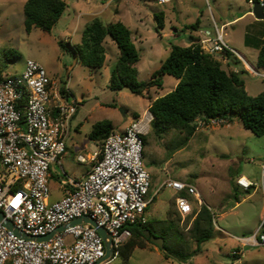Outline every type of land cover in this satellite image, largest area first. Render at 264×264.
Masks as SVG:
<instances>
[{"label":"rangeland","instance_id":"obj_1","mask_svg":"<svg viewBox=\"0 0 264 264\" xmlns=\"http://www.w3.org/2000/svg\"><path fill=\"white\" fill-rule=\"evenodd\" d=\"M26 1L0 0V79L21 75L26 62L34 60L59 87L68 84L70 99L78 102L65 154L51 165L52 201L66 195L60 189V181L66 178L63 169L67 176L76 178L89 167L76 161L77 154L87 158L99 151V143L89 138L96 123L109 121L114 131L121 133L143 117L152 98L168 94L178 82L165 76L162 88L150 90L147 97L136 96L128 89L113 91L109 88L110 69L119 49L110 38L105 42L107 58L100 69L83 66L72 51L60 49L59 40L79 44L83 28L95 18L106 24L122 21L132 31L141 57L137 64L139 81L150 80L172 46H188L191 35L214 40L217 30H221L226 44L238 52L245 51L254 67L258 50L264 45V20L252 14L254 6L247 0H174L165 5L151 0H64L67 9L50 32L33 28L30 33L24 25ZM160 13L164 16L163 27L155 19ZM197 19L200 24L194 31L190 26ZM207 31L211 33L209 37ZM206 45L213 48L214 41ZM215 56L225 70L239 72L249 95L257 96L264 91L263 70L257 69L255 73L246 67L244 71L245 64H234L233 60L228 63L225 56ZM196 124L197 130L186 143L184 135L175 130L161 139L151 132L144 136L143 163L150 176L145 217L147 227L155 237L164 240L166 250L146 243L145 248L134 250L128 264H264V247L235 253L238 251L235 237L251 236L261 228L264 231V136L258 137L245 129L238 117L221 126L202 127L198 121ZM240 176L255 186L248 190L238 187L236 178ZM169 180L192 184L202 204L212 210L210 240L199 246L192 239L184 243L166 222L167 210L176 196L174 190L163 186ZM236 199L241 204L233 208ZM103 264L122 261L115 253Z\"/></svg>","mask_w":264,"mask_h":264},{"label":"built area","instance_id":"obj_2","mask_svg":"<svg viewBox=\"0 0 264 264\" xmlns=\"http://www.w3.org/2000/svg\"><path fill=\"white\" fill-rule=\"evenodd\" d=\"M151 1L165 5L174 0ZM249 3L255 5L253 0ZM210 41L213 48L206 45ZM201 44L211 54L233 52L221 30L214 40L203 38ZM77 110L68 84L59 87L34 60L26 62L21 75L0 79V211L29 236L16 235L0 220V264H95L106 254L102 237L88 223L69 226L72 221L83 216L94 220L109 233L114 253L131 238L135 224L147 223L150 176L144 169L143 151L153 120L150 110L123 132L110 134L98 152L87 158L79 155L77 161L90 163V170L81 179L64 173L60 189L66 195L51 201L50 168L66 151ZM197 121L202 127L227 124L222 118ZM236 184L244 190L255 186L245 177ZM163 186L175 191L183 223L202 204L192 184L169 180ZM61 226L65 227L58 232ZM51 233L48 240L36 239ZM235 240L236 254L264 247V231Z\"/></svg>","mask_w":264,"mask_h":264},{"label":"trees","instance_id":"obj_3","mask_svg":"<svg viewBox=\"0 0 264 264\" xmlns=\"http://www.w3.org/2000/svg\"><path fill=\"white\" fill-rule=\"evenodd\" d=\"M66 9L64 0H27L24 4L26 31L30 33L33 28H38L50 32ZM155 19L158 25L163 27V14H157ZM199 24L200 19H197L190 29L197 31ZM107 38L119 49V56L110 69L111 90L128 89L136 96L147 97L150 90L162 88L165 76L178 80L175 89L168 94L149 99V110L153 115L150 132L157 138L161 139L171 130H175L184 135L183 141L186 143L197 130V120L222 118L229 124L234 117H238L243 127L254 135L264 136V91L257 96L249 95L239 73L225 70L216 54L202 48L199 37L191 35L188 46L173 45L169 56L148 81H139L137 64L141 57L132 31L122 21L106 24L95 18L83 28L79 44L69 45L62 40H59L58 44L62 51H72L83 66L100 69L107 57ZM224 55L227 59L233 58L230 51H226ZM234 60L239 61L237 58ZM255 64L257 69L264 70V45L259 48ZM114 132L111 122L100 121L93 126L89 138L97 141L101 148L104 140ZM180 195L187 196L185 192ZM175 198L167 210L166 222L175 229L178 239L184 243L192 239L197 246L210 240L214 220L212 210L204 204L199 208L197 206L181 226V216L176 208ZM191 200L194 201L193 198ZM236 202L239 200L236 199ZM148 208L149 205L146 211ZM173 215H177V218H173ZM131 229V238L115 252L120 256L122 264L129 263L136 248H145L146 243L153 244L144 235V231L149 230L154 236L147 223L135 224ZM162 250H166L165 244Z\"/></svg>","mask_w":264,"mask_h":264},{"label":"water","instance_id":"obj_4","mask_svg":"<svg viewBox=\"0 0 264 264\" xmlns=\"http://www.w3.org/2000/svg\"><path fill=\"white\" fill-rule=\"evenodd\" d=\"M252 14L257 19L264 20V5H261L260 3H256L254 5ZM0 220L8 227L9 230L13 231L16 235L24 237V238H29V236H27L25 233L17 229L10 220L6 219L5 215L1 211H0ZM83 223H88L93 228H95L104 241L105 250H106L105 257L99 262H96L95 264H103L107 262L109 259L112 258L114 254V250L112 248V240H111L109 233L104 228L99 227L94 220L89 219L87 216H83L81 218H78L72 221L69 224V226H74V225L83 224ZM64 227L65 226L59 227L57 231L58 232L62 231ZM54 233H51L45 237H38L36 239L38 241H45V240L50 239L54 235ZM144 235L147 239H149L153 244L158 246L160 249L164 248V240L162 238L152 236L149 230L144 231Z\"/></svg>","mask_w":264,"mask_h":264},{"label":"crops","instance_id":"obj_5","mask_svg":"<svg viewBox=\"0 0 264 264\" xmlns=\"http://www.w3.org/2000/svg\"><path fill=\"white\" fill-rule=\"evenodd\" d=\"M228 23H226V24H223V26L224 25H227ZM207 32H209V31H207ZM210 33V32H209ZM72 41V40H71ZM258 52H259V50H258ZM233 58L232 59H227V57H224L225 58V60L224 61H227L228 63H229V61L230 60H233L234 61V64H238V63H240L241 62V65L242 66H244V64L246 65V66H244V71L246 70V67H249V68H251L250 70L251 71H254L255 73H258V71H257V68L256 67H254L251 63H250V61L248 60V57H247V55H246V52L244 51V52H238V51H236V50H234L233 49ZM220 57H223V56H225L224 54H218ZM223 55V56H222ZM107 58V57H106ZM234 58H237L239 61H237V60H234ZM241 59V60H240ZM256 63V62H255ZM249 65V66H248ZM234 72H237V73H239L238 71H235L234 69H232ZM259 70H262V69H259ZM264 71V70H263ZM53 80V79H52ZM54 81V80H53ZM178 83V82H177ZM177 83L174 85L175 87H176V85H177ZM175 89V88H174ZM173 89V90H174ZM51 107H52V104L50 105ZM150 106V105H149ZM66 144H67V140H66ZM67 146V145H66ZM100 150V149H99ZM98 152V151H97ZM65 154V153H64ZM80 154H77V156H76V161H77V157L79 156ZM78 162V161H77ZM86 165H89V167L86 169V171L83 173V175L82 176H80V177H76V179H81V178H83L86 174H87V172L90 170V167H91V164L90 163H87ZM50 172H51V168H50ZM63 173H65V174H67L66 172H65V169H63V171H62ZM240 177H244V176H240ZM240 177H238V178H240ZM238 178H236V180L238 179ZM246 178V177H245ZM247 179V178H246ZM249 180V179H248ZM252 182V181H251ZM254 184V183H253ZM255 185V184H254ZM254 187V186H253ZM52 201V200H51ZM202 201V200H201ZM202 203H203V201H202ZM239 204H241V201H239V202H235V204H234V207L233 208H236ZM258 230V229H257ZM256 230V231H257ZM255 231V232H256ZM254 232V233H255Z\"/></svg>","mask_w":264,"mask_h":264}]
</instances>
